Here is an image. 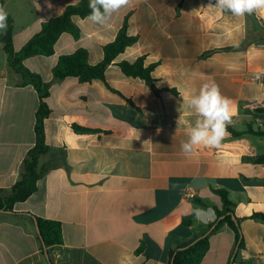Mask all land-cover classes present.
Masks as SVG:
<instances>
[{"label": "crops", "instance_id": "crops-1", "mask_svg": "<svg viewBox=\"0 0 264 264\" xmlns=\"http://www.w3.org/2000/svg\"><path fill=\"white\" fill-rule=\"evenodd\" d=\"M80 0H4L13 20L16 51L42 24ZM210 0H132L101 26L74 18L80 38L63 34L50 57L24 61L51 83L45 120L46 143L39 168L47 172L37 191L15 212H0V264H50L33 216L57 221L62 243L51 249L54 264H167L171 251L208 231L221 205L217 190H226L241 219L245 247L236 251V236L227 226L210 237L201 264H264V136L234 138L230 132L219 149L198 147L185 156L181 143L195 119L183 97L214 80L234 101L232 126L264 131V31L256 14L242 18L219 13ZM212 2V1H211ZM213 3V2H212ZM214 4V3H213ZM128 17V34L136 43L106 70V82L57 80L59 58L86 49L88 62L103 60V48L115 40ZM7 18V19H8ZM242 50L210 51L238 47ZM143 58L156 65L153 76L160 95L140 78L125 76L118 63ZM30 64L35 66L32 68ZM44 64L47 65L44 69ZM8 64L0 41V190L10 193L22 178L24 160L35 145L40 98L32 85ZM112 90H111V89ZM88 129L78 132L74 126ZM191 187L194 199H185ZM195 208L214 215L197 220ZM184 220L191 224L184 225Z\"/></svg>", "mask_w": 264, "mask_h": 264}, {"label": "trees", "instance_id": "trees-1", "mask_svg": "<svg viewBox=\"0 0 264 264\" xmlns=\"http://www.w3.org/2000/svg\"><path fill=\"white\" fill-rule=\"evenodd\" d=\"M211 1L215 3V0ZM88 3L89 0H80L79 3L68 6L61 15L44 22L40 32L35 34L20 51H16L14 48V26L11 18L7 19V30L0 31V41L7 55L9 66L23 77L24 81L22 85H32L40 98L39 108L36 112L35 145L29 150L24 160L22 178L12 187L10 193L0 190V212L16 214V204L25 202L37 191L38 182L48 169L47 167L39 168L40 157L51 151L46 143L45 135V120L51 114V109L47 103L51 83L45 82L39 74L28 69L24 65V61L36 56L50 57L54 55L56 43L60 36L65 33L72 35L75 39L80 38V28L74 22V18H87L90 12ZM0 5L4 6V0H0ZM127 26L128 17H126L123 27L119 30L115 40L104 46V57L100 63L96 65L89 64L88 51L86 49H79L73 54L64 55L59 58L57 65L53 69L54 78L57 80L77 78L83 84L91 83L95 80L106 82L107 68L114 63L119 55L124 53L129 46H132L137 41V37L128 34ZM247 45L248 43L238 47L210 51L202 57L207 58L218 51L242 50ZM117 65L125 76L144 80L158 95L162 92H170L174 95L178 94L174 89L159 90L156 87V80L153 76L156 65L146 66L143 58L135 62L122 61ZM74 129L78 132L89 131L76 125ZM227 130L234 138L247 134L257 137L264 136V131H254L250 126L244 131H238L232 126H228ZM248 160L254 164H264V155L251 157ZM216 193L220 196L221 200V205L214 207L216 220L209 225L208 231L205 234L197 236L190 242L171 251L167 264H201L210 249V237L219 232L224 226L232 230L236 236V251L242 250L245 247L241 219L235 214V205L230 199L228 191L217 190ZM251 218L264 222V213H255ZM33 219L39 228L43 252L48 256L49 263L54 264L51 257V249L62 243L61 223L36 216H33ZM183 224L189 225L191 221L184 220ZM229 264H234V259Z\"/></svg>", "mask_w": 264, "mask_h": 264}, {"label": "clouds", "instance_id": "clouds-1", "mask_svg": "<svg viewBox=\"0 0 264 264\" xmlns=\"http://www.w3.org/2000/svg\"><path fill=\"white\" fill-rule=\"evenodd\" d=\"M132 0H89L90 12L87 19L94 24L105 25L112 16L131 4ZM209 7L219 13H230L237 18L256 14L264 16V0H210ZM8 12L0 5V31L7 30ZM187 108L195 119L185 131L186 140L181 143V152L185 156L196 154L198 147L219 149L228 133V126L237 114L234 101L223 95L214 80L203 83L197 93L183 97L180 112ZM193 214L197 220L205 215H214L212 209L205 211L195 208Z\"/></svg>", "mask_w": 264, "mask_h": 264}, {"label": "built area", "instance_id": "built-area-1", "mask_svg": "<svg viewBox=\"0 0 264 264\" xmlns=\"http://www.w3.org/2000/svg\"><path fill=\"white\" fill-rule=\"evenodd\" d=\"M250 80L252 81H263L264 82V76H255V77H250ZM258 107L262 106L264 107V102H260L258 105ZM195 192L193 191V189L191 187L186 188L184 191V198L185 199H194L195 198Z\"/></svg>", "mask_w": 264, "mask_h": 264}, {"label": "rangeland", "instance_id": "rangeland-1", "mask_svg": "<svg viewBox=\"0 0 264 264\" xmlns=\"http://www.w3.org/2000/svg\"><path fill=\"white\" fill-rule=\"evenodd\" d=\"M256 17H257V21H258V25H259L260 29L262 31H264V16H258V15H256ZM30 66H32V68H33L35 65L34 64H30ZM46 66L47 65L44 64V69L46 68Z\"/></svg>", "mask_w": 264, "mask_h": 264}, {"label": "water", "instance_id": "water-1", "mask_svg": "<svg viewBox=\"0 0 264 264\" xmlns=\"http://www.w3.org/2000/svg\"><path fill=\"white\" fill-rule=\"evenodd\" d=\"M36 226H37L38 233H40V232H39V228H38V225H37V224H36Z\"/></svg>", "mask_w": 264, "mask_h": 264}]
</instances>
